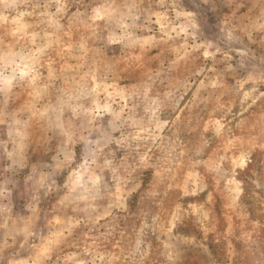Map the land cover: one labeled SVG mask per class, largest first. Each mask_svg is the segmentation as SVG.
<instances>
[{"label":"rangeland","instance_id":"obj_1","mask_svg":"<svg viewBox=\"0 0 264 264\" xmlns=\"http://www.w3.org/2000/svg\"><path fill=\"white\" fill-rule=\"evenodd\" d=\"M0 264H264V0H0Z\"/></svg>","mask_w":264,"mask_h":264}]
</instances>
